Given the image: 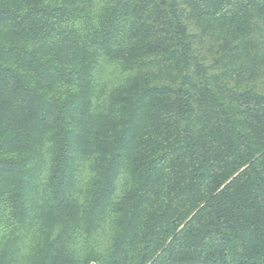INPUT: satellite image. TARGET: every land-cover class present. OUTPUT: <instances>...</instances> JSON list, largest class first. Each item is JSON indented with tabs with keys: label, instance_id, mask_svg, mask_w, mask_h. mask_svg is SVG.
<instances>
[{
	"label": "trees",
	"instance_id": "trees-1",
	"mask_svg": "<svg viewBox=\"0 0 264 264\" xmlns=\"http://www.w3.org/2000/svg\"><path fill=\"white\" fill-rule=\"evenodd\" d=\"M0 264H264V0H0Z\"/></svg>",
	"mask_w": 264,
	"mask_h": 264
}]
</instances>
